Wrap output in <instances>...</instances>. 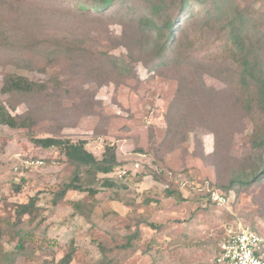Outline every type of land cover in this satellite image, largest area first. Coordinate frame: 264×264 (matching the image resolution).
Instances as JSON below:
<instances>
[{
    "label": "rangeland",
    "instance_id": "374dc122",
    "mask_svg": "<svg viewBox=\"0 0 264 264\" xmlns=\"http://www.w3.org/2000/svg\"><path fill=\"white\" fill-rule=\"evenodd\" d=\"M18 8L21 11L11 8L5 20H0V30L16 43L45 37L84 38L100 50L109 49L114 41L127 44L133 34L128 22L112 16L60 15L30 2ZM12 71L0 69V102L10 100L1 94V87ZM27 75L47 80L45 75ZM198 85L202 95L193 91L189 99V88ZM12 103L17 107L9 108L10 112L31 119L39 137L63 134L74 141L84 140L86 149L99 160L108 146L115 147L119 163L108 177L113 187L97 186L89 223L74 214L72 202L82 195L71 191L65 202L53 204L65 166L60 150L36 146L26 130L0 126V198H9L0 208V218L3 224L14 222L13 203L34 200L36 218L23 228L35 230L37 241L45 231L48 238L43 248L30 243L37 247L35 261L20 258V264L53 257L60 260L71 243L86 259L83 263L76 255L71 264L99 261L101 247L88 235L94 225L104 235L101 242L108 256L123 264H216L230 227L242 223L264 236V182L227 190L245 162L259 154L251 149L252 122L234 104L228 83L214 73L178 65L148 72L139 63L134 76L102 88L84 80L56 93ZM31 158L43 160L44 165L32 173L16 171ZM20 174L27 182L14 195L11 187ZM212 189L228 195L226 208L211 204L206 194ZM168 190L176 195H169ZM138 220L147 223L144 243L155 240L158 253L122 248L132 232L127 226L134 227ZM3 239L7 249L18 243L15 235L6 234Z\"/></svg>",
    "mask_w": 264,
    "mask_h": 264
},
{
    "label": "trees",
    "instance_id": "16d2710c",
    "mask_svg": "<svg viewBox=\"0 0 264 264\" xmlns=\"http://www.w3.org/2000/svg\"><path fill=\"white\" fill-rule=\"evenodd\" d=\"M29 2L46 5L49 11L60 15L112 16L128 22L133 29L127 44L114 41L109 49L102 47L100 50L84 38L45 37L21 44L12 41L7 31L0 30V69H13L6 74L1 87V94L10 100L0 102V126L26 130L29 140L36 146L58 149L65 156L54 205L65 202L67 194L74 191L82 195L72 202L74 214L90 223L97 186L113 187V180L108 177L119 168L116 148L108 146L99 160L86 149L84 140L74 141L63 134L39 137L31 119L10 112L9 108L17 107L12 101L56 93L65 85L72 86L84 80L102 88L116 79L134 76L139 63L148 72L170 65L192 66L212 72L227 82L234 104L252 122L251 149L259 153L245 162L227 190L264 182V0H0V20H5L9 9L21 11L18 7ZM113 50L119 52L113 53ZM33 73L45 75L47 80L27 75ZM201 88L199 85L189 88L186 96L191 99L193 91L202 95L198 92ZM17 168L25 173L39 169H25L23 164ZM20 175L11 187L14 195L20 194L27 182L26 177ZM214 191L219 190L208 191L206 197L215 208H226L228 205L219 207L212 202ZM168 194L175 196L176 192L168 190ZM177 196L183 199L179 193ZM8 202L9 198L1 196L0 208ZM12 206L14 222L3 224L0 218V264H20V258L35 261L37 247L29 244L43 248L48 238L45 231L37 241L35 230L23 228L36 218L38 210L34 200L27 204L16 202ZM144 224L147 223L138 220L134 227L127 226L132 232L124 239L123 249L149 255L159 252L155 250V240L144 243ZM6 234L18 237L12 249L5 246L3 237ZM88 235L97 239L103 253L93 264H123L108 256V248L101 242L104 235L99 233L97 226L89 227ZM79 254L78 248L71 243L60 260L53 257L35 264H71L76 255L86 262Z\"/></svg>",
    "mask_w": 264,
    "mask_h": 264
},
{
    "label": "built area",
    "instance_id": "2783aa9c",
    "mask_svg": "<svg viewBox=\"0 0 264 264\" xmlns=\"http://www.w3.org/2000/svg\"><path fill=\"white\" fill-rule=\"evenodd\" d=\"M43 160L26 159L23 162L25 169L41 168ZM18 171V168H15ZM214 204L224 207L229 204V197L220 191L211 194ZM219 264H264V236L250 226L242 223L227 230L220 245Z\"/></svg>",
    "mask_w": 264,
    "mask_h": 264
}]
</instances>
